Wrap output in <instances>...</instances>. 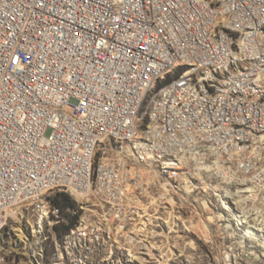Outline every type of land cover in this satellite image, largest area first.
Here are the masks:
<instances>
[{
	"label": "built area",
	"instance_id": "2783aa9c",
	"mask_svg": "<svg viewBox=\"0 0 264 264\" xmlns=\"http://www.w3.org/2000/svg\"><path fill=\"white\" fill-rule=\"evenodd\" d=\"M55 190L61 258L170 231L160 190L264 238V0H0V233Z\"/></svg>",
	"mask_w": 264,
	"mask_h": 264
},
{
	"label": "rangeland",
	"instance_id": "374dc122",
	"mask_svg": "<svg viewBox=\"0 0 264 264\" xmlns=\"http://www.w3.org/2000/svg\"><path fill=\"white\" fill-rule=\"evenodd\" d=\"M160 191L156 198L164 199L160 208H166L159 209L158 215L169 218L174 227L144 233L140 240L128 242L124 250L102 251L99 256L91 253L84 259L77 238L71 237L68 254L61 258L57 250L63 236L53 227L63 220L56 223L52 216L45 217L43 209L59 192L55 190L40 201L9 210L0 233V251L8 264H264V238L245 239L232 230L213 197L201 191ZM66 194L76 208V198Z\"/></svg>",
	"mask_w": 264,
	"mask_h": 264
},
{
	"label": "trees",
	"instance_id": "16d2710c",
	"mask_svg": "<svg viewBox=\"0 0 264 264\" xmlns=\"http://www.w3.org/2000/svg\"><path fill=\"white\" fill-rule=\"evenodd\" d=\"M49 200L50 205L59 210V219L63 220L61 224L55 225L53 229L58 236H64L76 225L79 213H74L75 203L68 194L63 192H55Z\"/></svg>",
	"mask_w": 264,
	"mask_h": 264
}]
</instances>
